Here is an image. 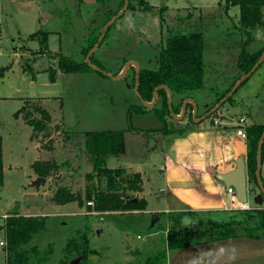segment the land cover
<instances>
[{
	"label": "rangeland",
	"instance_id": "1",
	"mask_svg": "<svg viewBox=\"0 0 264 264\" xmlns=\"http://www.w3.org/2000/svg\"><path fill=\"white\" fill-rule=\"evenodd\" d=\"M146 1L152 6L151 10H143L137 0H129V5L135 6L134 10L127 8L118 17L107 41L95 51L109 69L110 76L95 71L83 74L58 72L57 79L50 81V75L44 70L56 66L57 58L54 57L63 55L73 56L77 61L85 60L83 49L90 42L89 33L101 34L109 20L124 7L125 0L90 3L85 0H0V68L10 67L4 73L0 70V136L3 160L7 165L5 185L0 192V227L14 208H19L23 215L46 217L48 230L38 234L32 243L42 248L49 242L55 245L50 264L59 263L67 240L81 241L83 236L89 244L88 257L84 262L81 259L79 264L159 263L168 250L167 233L172 226L168 214L171 210L220 207L219 195L222 201L233 200V206L242 207L235 194H228L226 188H221L223 183L216 177L220 169L217 162L226 150L223 151V143L216 138L220 127L215 120L225 114L226 120L236 122V126L221 127L226 128L224 135L231 144L235 141L244 144L236 137L240 117L245 120V126H264V62L240 85L233 103L224 102L217 109L218 102L212 107L240 73L237 64L244 34L235 26L239 7L227 10L225 0ZM162 7L163 24L160 19ZM170 29L199 30L204 36V89L194 96L199 115L196 118L204 119L197 124L190 109L181 120L167 116L170 131L175 128L185 130L182 134L165 137L155 130L162 127L155 111L134 112L129 117L131 105L141 102L133 82L136 70L130 66L127 73H121L129 61L137 62L143 68H158L161 43ZM39 30L50 33L47 39L50 56L36 53L40 49V40L29 38ZM256 35L255 42L247 49L261 57L264 32L258 30ZM27 63L34 66L35 76L23 72ZM121 66L119 75H113ZM34 99L49 100L42 102V108L50 110L53 103L56 106L61 100L63 108L65 126L56 130L55 124L60 122L55 113L51 114L52 119L47 123L49 138L43 137L41 132L39 135L43 140L40 143L30 140L33 128L19 113L26 100ZM160 103L158 98L159 107ZM216 110L217 115L211 116ZM32 120L46 122L47 118L42 112H36ZM129 124L144 131H126V153L118 157L107 156V164L111 168L124 167L128 174L139 173L140 167L142 189L135 192L127 185L122 186L120 192L125 199L126 196L137 201L144 198L143 190H148L150 185L155 186L156 193L152 188L145 210H95L94 204L88 205L86 187L90 185L91 190L101 191L107 184L106 180L100 182L98 179L87 183L85 174L93 170L95 158L86 147L85 134L127 129ZM69 129L72 135L66 138L65 131ZM244 140L248 149V139ZM247 149L243 153L246 165ZM38 161H55L59 168L51 170L45 183L36 187L33 182L40 176H37L34 164ZM70 163V167L65 165ZM213 166L218 188L213 186L214 180L207 172V167ZM261 171L264 178V155ZM61 185L82 193V201L65 205L53 203L54 191ZM247 186L250 191L253 185L247 182ZM260 193V188L250 191L249 210L199 212L198 217H186L182 224L204 229L214 220L236 219L248 222L249 228H256L261 216L253 213L252 218L249 214L264 209V201L261 205L253 201V195ZM154 214L160 219L151 228ZM254 234L264 240V231H254ZM3 237V231H0V240H4ZM5 260L6 252L0 247V264H6Z\"/></svg>",
	"mask_w": 264,
	"mask_h": 264
},
{
	"label": "trees",
	"instance_id": "2",
	"mask_svg": "<svg viewBox=\"0 0 264 264\" xmlns=\"http://www.w3.org/2000/svg\"><path fill=\"white\" fill-rule=\"evenodd\" d=\"M138 5L143 10H151L152 6L146 0H137ZM125 5V4H124ZM239 7V13L237 15L238 22L236 28L244 34V40L240 47V54L237 67L240 73L230 87L214 102L212 107H215L234 87L239 79L245 74L249 73L256 62L259 60V53L251 54L248 51V46L255 42L256 32L262 30L264 32V0H225L226 9L232 7ZM134 10L135 6L130 4L128 9ZM164 8H161L160 19L161 23L165 22L162 17ZM117 15V14H116ZM115 15V16H116ZM116 23V22H115ZM114 23V24H115ZM113 24V25H114ZM112 25V26H113ZM106 26V25H105ZM111 26V27H112ZM111 27L107 30L101 46L107 41ZM102 33V32H101ZM167 38L161 43L159 52V66L158 68H143L139 67V82L138 88L142 99L151 103L154 98V91L156 87L165 86L172 91V111L168 104V91L164 88L158 90V98L160 99V107L155 103L153 108H150L141 102L137 105H131L129 108V117L134 112H154L156 113L162 127L155 129L161 132L165 137L172 134H182L185 129L175 128L171 131L168 129L167 116L173 118L172 113L179 115L183 110L184 101L188 98H193L197 92L204 89V36L199 30L193 32L188 31H174L170 29L168 31ZM48 31L39 30L32 33L30 39L40 40V49L38 54L51 55L48 46ZM100 33L91 32L88 35L89 44L83 51V55L86 56L85 60L77 61L73 56L56 55L57 64L51 68H47L44 71L50 75V81H55L58 77V72L61 73H85V72H98L89 66L87 62V54L100 40ZM264 50V49H263ZM91 61L93 65L106 72L109 71L105 64L99 60L94 52L91 55ZM125 61L123 65L126 63ZM10 68L9 66H7ZM7 67H2L0 70L7 71ZM122 70V66L113 75H119ZM23 72H27L32 76H35L34 66L27 63L23 67ZM2 73V74H3ZM103 73V72H98ZM110 73V72H109ZM104 74V73H103ZM137 75V71H136ZM134 86L136 78L133 80ZM245 82V81H244ZM243 83V82H242ZM241 83V84H242ZM240 84V85H241ZM239 85V87H240ZM234 96V95H233ZM233 96L229 97L226 102L233 103ZM42 102H49L47 99H34L26 100L24 105L20 108L19 113L23 115V118L28 126L33 128V134L31 135V141L34 143H40L43 139L40 138V133L43 132V137L49 138L50 132L48 131L47 123L51 121V114L57 115V120L60 123L55 124L56 130L59 131L63 125V108L61 100L57 101L58 104L52 108H42ZM190 109V115L193 114L194 104L188 102L187 111ZM41 113L47 121H33L35 113ZM218 111H214L211 116L217 115ZM199 118V115L196 116ZM42 119V118H41ZM56 120V121H57ZM130 120V119H129ZM65 126V125H63ZM153 130V131H155ZM126 131L140 133L144 130L136 129L129 124L127 129L121 130H104V131H88L85 134L86 147L89 152L95 158V165L91 172L85 174L87 183L92 182L94 179H98L100 182L106 180L107 187L105 190L94 191L91 190L90 185L86 187V198L92 201L94 209L99 211H123V210H145L147 202L144 198H140L134 202L133 199L126 196L123 197L120 192L122 186L127 185L128 189L135 192H140L142 189V174L136 172L129 176L124 167L111 168L108 166L107 156L118 157L126 151ZM246 137L248 139L247 149V168L248 182L253 185L250 189L251 192H255L258 188L256 179L257 168V148L261 138V134L264 131V126L249 125L245 128ZM66 138H69L71 134L70 129L65 131ZM264 151V144L262 153ZM264 155V153H263ZM35 171L37 176L48 178L50 177L51 170H58L59 165L57 162H36ZM70 167V164H65ZM124 175H127L124 177ZM264 184V180H263ZM5 185L4 178V161H3V144L2 136H0V192ZM95 192V193H93ZM82 193L74 192L72 188L61 185L54 191L53 203L59 205L69 204L74 201H82ZM90 206V205H89ZM252 211V210H251ZM253 213H257L261 216L258 221L259 224L256 228H249L248 222H242L241 220L229 219L226 221H212L204 229H197L196 227L183 226V221L186 217H198L197 211H174L168 214V219L171 221V228L167 233V248L170 250L190 248L194 245L206 244L215 241H224L229 238L236 237H250L253 239L261 240L259 234L255 232L264 231V209L254 210L250 212L249 217ZM253 218V217H252ZM4 225L0 227V231L4 233L5 246L2 248L6 252V264H50V261L54 254L55 245L51 242L47 244L45 248L40 245L33 244L32 241L38 234L46 232L48 230L47 218L44 216H27L19 212V208H14L4 220ZM88 240L86 236H83L81 241L76 238L67 240L66 247L63 251V257L58 261V264H70L73 258L81 256L82 261H86L88 257ZM163 261H166L165 253H163Z\"/></svg>",
	"mask_w": 264,
	"mask_h": 264
},
{
	"label": "crops",
	"instance_id": "3",
	"mask_svg": "<svg viewBox=\"0 0 264 264\" xmlns=\"http://www.w3.org/2000/svg\"><path fill=\"white\" fill-rule=\"evenodd\" d=\"M193 99V98H191ZM194 100V99H193ZM225 111L228 110V108L225 107ZM226 113V112H225ZM198 115V114H197ZM216 120H220L221 124H215L220 127V132L216 134V138H218L222 143H223V151L224 157L220 159L217 164L220 166L219 173H225L226 171H229L233 169L234 163L238 158H243V153L244 151L246 152V142L245 140L241 137H237L238 140H243L244 144L239 143L238 141H235L234 144L230 142L228 137H225V132L226 128H221V127H229L231 125H235L236 122L234 120L229 119L226 120L225 114ZM225 120V121H224ZM200 122H196L197 124H200ZM236 126V125H235ZM248 126V125H247ZM236 135H237V128H236ZM126 153V151H125ZM124 153V154H125ZM122 154V155H124ZM4 155V153H3ZM121 155V156H122ZM176 158L173 157V161ZM4 161V160H3ZM245 163V160H244ZM215 166V165H214ZM209 168L207 167V172L211 175L214 181H212L216 188H218V185L215 182V174L216 170L215 167ZM217 166V168H218ZM245 166H247L245 164ZM247 168V167H246ZM7 165L4 161V176L6 173ZM140 167H139V170ZM217 172V173H218ZM166 179V178H165ZM264 180V178L262 177ZM208 182V181H207ZM146 184V181L144 183V186ZM153 185L148 186V190L145 188L143 193L145 194L144 199L148 203L149 195L152 192H155V186L151 187ZM223 184L221 188H223ZM151 188V190H150ZM228 190V189H227ZM158 192V191H157ZM156 193V192H155ZM228 194H231L228 191ZM233 195V194H231ZM255 196L253 195V198ZM231 198V197H230ZM248 201V205H250V199ZM219 199L222 202V205L220 207H209L207 208L206 206H202L203 208H198L196 207V210L194 211L201 212V213H209V212H217V211H230V210H242V207H235L233 206L234 201L233 200H228V201H222L221 195H219ZM200 205L202 204L201 200H198ZM199 210V211H198ZM174 211H187L186 207H179V208H174V210H171V212ZM191 211V210H188ZM193 211V210H192ZM261 240H255L253 238L244 236V237H236V238H230L229 241L227 240L226 242H210L208 244H199V245H194L193 247L190 248H182V249H175V250H170L168 249L166 251V261L164 264H264V240L260 238Z\"/></svg>",
	"mask_w": 264,
	"mask_h": 264
},
{
	"label": "water",
	"instance_id": "4",
	"mask_svg": "<svg viewBox=\"0 0 264 264\" xmlns=\"http://www.w3.org/2000/svg\"><path fill=\"white\" fill-rule=\"evenodd\" d=\"M88 3L90 2H96L98 0H85ZM129 7V0H125V5L124 7L121 9L120 12L117 13L116 16H114L113 18H111V20H109V22L106 24V26L104 27L101 36H100V40L98 41V43L89 51V53L87 54V62L89 64L90 67H92L94 70L98 71V72H103L105 75L110 76L109 73L105 72L104 70H101L97 67H95L91 61V55L98 49V47L100 46L101 42L104 39V36L107 32V30L116 22V20L118 19V17H120L121 15H123L126 11V9ZM264 62V53L262 54V56L259 58V60L256 62V64L254 65L253 69L245 74L244 76H242L239 81L234 85L233 89L220 101V104L217 106V109H219L224 102L227 101V99L229 97H232L236 91L239 89V85L244 82L245 80H247L252 74H254L256 72V70L258 69V67ZM130 66H134L135 70L137 71V75H136V83H135V89H136V93L141 101L142 104L153 108L155 106V103L157 102V97H158V90L161 88H164L168 91V104L170 105V110L172 111V91L169 90L168 88H166L165 86H159L156 87L155 91H154V98L153 101L151 103H147L145 102L140 93H139V88H138V82H139V66L137 64V62L134 61H129L127 63V65L125 66V69L123 71V73H121V75H124L125 73H127L126 71L128 70V68ZM188 102L194 104V112H193V119L196 122H200L201 120H203L204 118L201 119H197L196 115H197V104H195L194 100L191 98H188V100L184 101V105H183V110H182V114L180 116L175 115L174 113H172L173 118L177 119V120H181L185 117L186 111H187V106H188ZM263 144H264V131L261 134V138L259 140L258 143V148H257V168H256V179H257V183H258V188H260L261 193L256 195L253 198V201L256 205H261L264 201V184H263V179H262V175H261V167H262V160H263V153H262V148H263ZM133 174H129L130 177H132ZM127 175H124V177H126ZM217 179H219L222 183L224 188L229 189L232 188L235 191V195L237 197V200L243 205L244 203H248L249 198H250V191L249 188L247 186V182H248V173L246 171V166L244 163L243 158H238L236 160V165L233 169L226 171L225 173H218L216 175ZM46 179L43 177H38L36 181L33 182V186H38L41 185L43 183H45ZM137 200H134V202H136ZM160 216L157 214L153 215L152 218V222H151V228H154L156 225V223L159 221ZM82 257L78 256L73 258V260L70 261V264H79L81 262Z\"/></svg>",
	"mask_w": 264,
	"mask_h": 264
},
{
	"label": "built area",
	"instance_id": "5",
	"mask_svg": "<svg viewBox=\"0 0 264 264\" xmlns=\"http://www.w3.org/2000/svg\"><path fill=\"white\" fill-rule=\"evenodd\" d=\"M239 120L240 122L237 123V136L240 138L242 137L243 139H246L247 137H246V131H245V128H246L245 120L242 117H240ZM215 121H216V124H221L220 120H215ZM228 191L233 195L235 194V191L232 188H229ZM88 205H93V202L89 201ZM249 209H250V206L247 203H244L242 205V210H249ZM4 246H5V241L0 240V247L4 248Z\"/></svg>",
	"mask_w": 264,
	"mask_h": 264
}]
</instances>
